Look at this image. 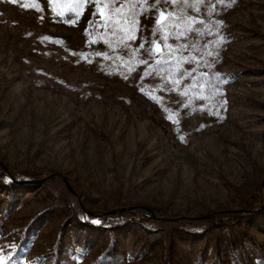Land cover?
Instances as JSON below:
<instances>
[{"label": "rangeland", "instance_id": "obj_1", "mask_svg": "<svg viewBox=\"0 0 264 264\" xmlns=\"http://www.w3.org/2000/svg\"><path fill=\"white\" fill-rule=\"evenodd\" d=\"M73 7L75 25L59 16L75 19ZM96 11L91 0H0V264H264V0H238L222 27L189 36L205 51L227 28L228 80L223 121L199 130L183 115L185 141L137 72L118 74L126 51L84 55ZM81 206L91 221L113 213L89 227L68 217ZM240 209L251 216L231 229L251 245L218 248L211 230L168 222ZM121 211L148 216L115 226Z\"/></svg>", "mask_w": 264, "mask_h": 264}, {"label": "trees", "instance_id": "obj_2", "mask_svg": "<svg viewBox=\"0 0 264 264\" xmlns=\"http://www.w3.org/2000/svg\"><path fill=\"white\" fill-rule=\"evenodd\" d=\"M93 1V0H91ZM192 1V0H190ZM238 0H223L222 3H217V0H206V6L200 5L201 11L200 13H195L191 11L192 9H183L182 4H177L176 6L172 5H165L161 3L160 5H156L154 0H144L143 7L148 8L149 11L140 13L136 17L128 18V25H131L132 20H138V24L136 25V31L138 35H134L136 37V41L131 43L125 40L128 31V25H121L125 28V34L123 35V40L128 45V47H124L120 43L121 34L114 32V26H105L103 23L102 18L93 19L92 27L88 30L89 36V46L85 49L84 55L87 58L96 59L98 57L97 52L99 49H110L113 45L111 44L114 42L113 46L115 49H119L120 51H126V56L124 63L117 62L120 66L117 72L118 74H124L125 72H137L136 82L141 89L150 97H156V99H152L158 103L161 107L164 114L175 124V130L178 133V137L181 141H185L187 138V131L184 130L182 126L183 115H189L192 118H197L198 120V128L199 130L206 126H211L213 124H220L223 121V118L226 116V103L224 92H225V85L228 80V75L221 67L222 65V57L226 54L225 53V46L223 43H220V37L224 38V42L227 38V34L229 31L224 26L219 33L216 35L215 40L211 39L210 47H215L214 49H205L203 52L204 60L197 68L195 62L185 63L181 61H176V64L173 65L174 71L171 73L164 72L163 75L169 77L170 79H176V71L177 69L183 68L187 70H192L196 68L197 70L194 71L192 74L193 76H200L201 73H207V76L203 78V88H185L186 85H191L192 78H182L180 81L179 87L173 91L174 85L167 82L165 79H161V73L155 70L149 71V64L154 62L155 58L149 59L147 54L144 50L139 48V45L144 42L145 47L150 46L148 41L152 39V29L155 26V18L157 17L158 13L155 11L157 7L161 10H165L164 17H160L161 22L163 23L165 17L167 16L168 12L175 11L179 14L182 10L186 11L188 15L195 16L197 19H203L206 23L209 20H217L222 21L226 20V15L234 8ZM98 3H102L106 9V15L104 17H108L109 15V8L111 7V0H98ZM121 4L124 5L123 11H129L133 6V0H119L116 4V7H120ZM231 6H228V5ZM215 5V11L212 16H208L207 12L212 11V6ZM135 6L139 7V4ZM219 9H222L224 14H221ZM194 12V13H192ZM124 18L117 16V21H122ZM97 21H100V25L97 26ZM197 26V25H196ZM200 26V25H198ZM167 31V29H165ZM216 41V42H215ZM131 43V44H130ZM169 44L175 46L177 41H173L172 39L168 40ZM130 44V45H129ZM216 44H221L219 48H217ZM112 45V46H111ZM157 48L156 50L159 51L163 48V43L159 41L157 37ZM190 45V44H189ZM208 50L213 51L214 53H218L215 56H208ZM191 53L193 56L199 57L200 53L194 51L191 47L187 49V51L181 50L177 52L176 55H184L187 56ZM148 59V64L140 63L141 60ZM105 61H103L104 63ZM211 65V66H209ZM148 73L147 75L145 73ZM217 73L220 74L219 78H217ZM110 74L114 75L116 73L110 72ZM55 76H60V74H56ZM118 76V75H117ZM217 90L222 93V95L217 94ZM187 93L186 95L184 93ZM150 94V95H149ZM187 105V107H185ZM218 113V115H217ZM181 125V126H180ZM203 125V127H201ZM183 137V140L181 139ZM259 201L254 206H259L264 209V195L259 197ZM250 206H253L252 204ZM67 207V206H66ZM62 209V208H61ZM72 210V209H71ZM155 210H158L157 208ZM78 212H74V214H69L68 217H71L73 220L78 218L88 217V210L81 206ZM64 212L66 213L65 209ZM113 212H108L103 214L100 218V223L108 220ZM124 214L122 211L118 213L117 220L115 221V226H123L125 224H132L134 226H139L140 222L143 218H146L148 215H141L137 213L133 216L134 219H125ZM172 217L168 219L169 223L173 225L175 228L183 229L185 232H196L205 234L209 230L213 232V236L215 238V242L217 247L221 245H230L231 247L237 246L240 242L242 245L244 243H248L251 245L252 243H256L255 237L246 229H242L238 231V233H233L231 227L237 224L239 221L243 219H248L251 214L248 213L245 209L240 210H226L220 211L217 213H213L210 216L203 217L201 219L197 218H188L187 222L183 219L187 217H182L177 214H172ZM89 227H93L95 225L89 217L87 218ZM99 223V224H100ZM221 229V232L218 230ZM146 230V229H145ZM151 235H155L158 231L152 230ZM171 247H175L174 241H172ZM219 248V247H218ZM234 251V250H233ZM240 258V257H239ZM240 259H237L238 264ZM173 261V262H171ZM214 262L217 259L213 260ZM173 264L175 263V259L172 257L167 259L165 258L163 264Z\"/></svg>", "mask_w": 264, "mask_h": 264}, {"label": "snow or ice", "instance_id": "obj_3", "mask_svg": "<svg viewBox=\"0 0 264 264\" xmlns=\"http://www.w3.org/2000/svg\"><path fill=\"white\" fill-rule=\"evenodd\" d=\"M51 3L52 0H49ZM93 2H97V11L93 13L94 16L97 14L101 15V18L103 20L104 25L107 26H114L113 31L121 34L120 43L124 47H128V45L123 40V35L125 34V28L121 25H128V18L136 17L140 13L149 11L148 8H144L142 5L144 3V0H133L134 6L127 12L123 11L124 5L121 4V6L118 8L116 7V4L119 2V0H111V7L109 8V15L108 17H103V14L101 12V9L99 8L98 0H93ZM223 0H217V3H222ZM154 3L158 6L161 3L165 5H172L176 6L177 4H182L183 9H192L195 13H200L201 7L200 5L206 6V0H192L190 3V0H154ZM136 4H139L140 6H135ZM228 6H231L230 4ZM212 11L207 12L208 16H212L215 11V5L212 6ZM155 11L158 13L157 17L155 18V26L152 29V39L148 41V44L150 46L145 47V43L142 42L139 45V48L144 50L147 54V57L149 59L155 58L154 62L152 64H149V71L155 70L157 72L161 73V79L167 80L168 83L174 85L173 91L176 90L177 87L180 85V81L182 78L191 77L192 83L191 85H186L185 88H203L202 80L204 77L207 76V73H201L200 76H193V72L197 69L194 68L192 70L187 69H177L176 79H170L169 77H166L163 75V73L166 71L168 73H171L174 71L173 65L176 64V61H181L185 63H191L195 62L197 68L199 65L203 62L204 56L203 52L197 47L195 43L192 45H189L187 43L188 38L193 33L195 34L196 38H199L203 35H211L212 29L209 27V24L216 23L219 26H223V21H216V22H209L206 24L205 20L203 19H197L195 16H190L187 14L186 11H181L179 14H177L175 11L168 12L167 16L165 17L163 23L161 22L160 17H164L165 10L159 9L157 7ZM68 15L70 17H76L75 19H64L65 13H59V16L62 20H64L65 23H71L75 25L79 19V13L76 11V8H70L68 11ZM120 16L124 19L122 21H117L116 17ZM97 26L100 25V21H97ZM138 24V20H132L131 25H128V31L127 35L129 39L134 40L136 37L133 35L136 31V25ZM183 25V26H182ZM193 25H200L201 28H194ZM167 29V31L165 30ZM218 34V30H217ZM157 37L159 38V41L163 43V48L159 51L156 50L157 48ZM172 39L173 41H183L182 43H177L175 46L168 43V40ZM220 43L224 42V38L220 37ZM191 47L194 51L199 52V57L193 56L191 53L189 55H176L177 52H180L181 50L187 51V49ZM204 49H209V43L204 44ZM208 56H215L218 55V53H214L211 50H208L207 52ZM142 64H148V59H143L140 61ZM211 66V65H209ZM148 74L147 72L145 73ZM220 74L217 73V78H219ZM227 82V81H222ZM143 91V89H141ZM187 94L186 92L184 93ZM218 95H222L219 90H217ZM150 95V94H149ZM150 98L156 99V97H152L150 95ZM226 103V101L224 102ZM187 107V105H185ZM218 115V113H217ZM203 127V125H201ZM183 140V137H181ZM5 182H11L10 180H5ZM93 223H100L99 220H93L91 221Z\"/></svg>", "mask_w": 264, "mask_h": 264}]
</instances>
